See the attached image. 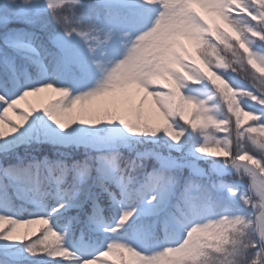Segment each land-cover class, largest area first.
Listing matches in <instances>:
<instances>
[{
  "label": "snow or ice",
  "instance_id": "obj_1",
  "mask_svg": "<svg viewBox=\"0 0 264 264\" xmlns=\"http://www.w3.org/2000/svg\"><path fill=\"white\" fill-rule=\"evenodd\" d=\"M0 264H264V0H0Z\"/></svg>",
  "mask_w": 264,
  "mask_h": 264
},
{
  "label": "rangeland",
  "instance_id": "obj_2",
  "mask_svg": "<svg viewBox=\"0 0 264 264\" xmlns=\"http://www.w3.org/2000/svg\"><path fill=\"white\" fill-rule=\"evenodd\" d=\"M53 95H54V94L51 93V92H47V93H42V94H41V96H42V98H43L44 100H47L48 98H50V97L53 96ZM38 225H39V224H32V225H30L29 228L36 230Z\"/></svg>",
  "mask_w": 264,
  "mask_h": 264
},
{
  "label": "trees",
  "instance_id": "obj_3",
  "mask_svg": "<svg viewBox=\"0 0 264 264\" xmlns=\"http://www.w3.org/2000/svg\"><path fill=\"white\" fill-rule=\"evenodd\" d=\"M18 231H19L20 233L31 232V231L29 230V228H28V225H21V226H19Z\"/></svg>",
  "mask_w": 264,
  "mask_h": 264
}]
</instances>
